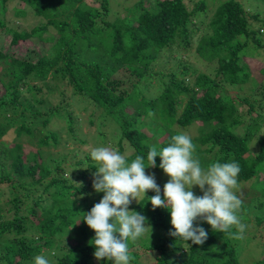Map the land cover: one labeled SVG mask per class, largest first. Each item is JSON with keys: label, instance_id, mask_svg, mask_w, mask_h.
Segmentation results:
<instances>
[{"label": "trees", "instance_id": "obj_1", "mask_svg": "<svg viewBox=\"0 0 264 264\" xmlns=\"http://www.w3.org/2000/svg\"><path fill=\"white\" fill-rule=\"evenodd\" d=\"M16 1L22 4L14 7L13 16L27 20L32 12L37 24L27 30L13 17L0 18V92L4 90L0 96V264H34L37 255L50 264H113L94 257L96 249L89 242L95 231L83 221V213L96 204L87 203L95 191L93 173L99 166L90 151L82 150L80 145L86 143L79 141L74 154L54 156L43 150L63 142L51 126H59L69 137L76 134L79 114L71 108L76 95L95 107L93 115L117 125L118 137L109 147H117L129 163L136 155L147 162L151 145L159 150L181 129L195 125L198 137L193 142L206 147H200L195 157L203 167L217 160L238 162V183L256 186L253 189L262 195L257 198L256 218L258 225H264V96L254 101L227 88L243 87L254 79L244 58L264 47L261 12L242 0H200L193 9L185 0H138L120 16L114 13L113 0L92 4L89 0H0V14L6 16L8 4ZM211 4L216 8L208 22L203 20L200 31L198 21L203 18L198 17ZM195 36H199L197 55L206 63H217L214 75L185 65L175 72L160 71L153 78L156 64L171 60L174 49L191 50ZM35 38L39 42L26 44ZM43 42L51 43L50 47L42 49L39 43ZM120 71L129 76L113 78ZM254 81L264 87V79ZM66 84L73 94L67 95L65 88L63 100L52 104L60 85ZM56 118L64 124L54 123ZM11 133L26 140L38 138L42 149L25 154L22 144L6 141ZM98 133L102 142L113 141L110 137L107 142L100 128ZM253 146L258 150L253 151ZM160 163L157 156V167L145 169L146 173H164ZM163 183H158L162 198ZM154 195L149 190L130 210L146 216L152 225L156 242L148 251L155 253V264H242L248 242L213 231L201 218L194 227L208 232L203 245L172 237L170 210H153L149 197ZM236 231L233 226L231 232ZM259 237L263 249L264 232ZM128 243L131 262L137 264L135 242ZM254 264H264V259Z\"/></svg>", "mask_w": 264, "mask_h": 264}, {"label": "clouds", "instance_id": "obj_2", "mask_svg": "<svg viewBox=\"0 0 264 264\" xmlns=\"http://www.w3.org/2000/svg\"><path fill=\"white\" fill-rule=\"evenodd\" d=\"M179 51L174 49L171 61L173 65L185 62L182 68L188 64L186 56L177 54ZM18 138L23 137L17 136L13 143H8L22 144ZM195 149L191 137L180 133L172 136L171 142L159 150L155 144L151 145L147 162L143 155H136L129 163L125 155L109 147L91 150V159L99 165L93 173V188L104 195L89 212L83 213V221L95 231V237L89 243L96 249L94 257L97 260L107 258L113 264H130L134 259L128 242L137 241L149 231L152 233L153 228L148 218L130 210V205L133 201L139 203L149 190L155 192L149 197L153 210H170L174 231L170 230L169 234L172 237L203 245L208 232L202 226L194 227V221L201 218L211 225L213 231L243 238L246 224L238 214L242 200L236 194L239 189L237 177L241 172L238 162H214L203 167L194 155ZM157 156L161 158L159 167L170 177L163 187V198L155 174H146L145 171L157 167ZM194 186L199 187L202 196L194 193ZM233 226L236 233L231 232ZM34 264H50V261L37 255Z\"/></svg>", "mask_w": 264, "mask_h": 264}, {"label": "rangeland", "instance_id": "obj_3", "mask_svg": "<svg viewBox=\"0 0 264 264\" xmlns=\"http://www.w3.org/2000/svg\"><path fill=\"white\" fill-rule=\"evenodd\" d=\"M95 0H89V2L92 4ZM138 0H113V9L115 10L114 13H116L117 16H120L122 14H127L126 7L131 6L134 3H136ZM153 0H151L152 2ZM200 0H185L186 5L188 6L189 9H193L196 7V4ZM242 1H247L253 8H255L256 11L261 12L262 17H264V2H259V1H253L249 2L248 0H242ZM22 4L20 1L16 2H10L8 4L9 12H7L6 16L0 14V18H12L15 19L17 25L21 27H25L27 30L32 29L36 24H37V18L33 15L31 12V18L30 19H23L20 17H14V7ZM147 6L150 5V3H146ZM216 5H209L206 9V11L198 17V19L203 18L198 21V26L200 31H203L204 25H202L203 20L205 22H208L210 17L213 15V11L215 10ZM3 19V20H4ZM260 24L257 23L256 27H259ZM262 28V26H261ZM261 33L263 34V41H264V32L263 28L261 30ZM7 39H10L7 38ZM199 39V36L194 37V46L192 47L191 50H183L181 49L177 54L181 56H186L185 60L189 66L192 68L196 69L197 72H210V74L215 73V69L217 67V63H206L204 62L195 52V49L197 47V40ZM39 42L38 38H35L33 40L28 41L26 44L29 46L33 45L34 43ZM25 44V45H26ZM51 43H39V46L42 49H48L50 47ZM18 53H20L18 51ZM246 57L244 58V61H246L251 69V72L253 73V78L261 82L264 79V47L260 48L257 52L247 54L245 55ZM248 57V58H247ZM8 66V65H6ZM1 68V65H0ZM181 68V65L179 64H174L171 60L167 61V63H157L156 66L154 67V72H153V78L157 76L158 73L163 72L166 70L165 73L170 71H177ZM168 70V71H167ZM129 76L125 71L119 72L117 75L114 76V78L121 79ZM254 79L250 80L249 83L244 85L243 87L239 86H227L229 93L231 94H238L239 96H251L252 100H258L261 99L264 96V87H260V85L256 84ZM154 81V79H153ZM128 85V84H127ZM67 88L68 90L66 91L67 95L71 96L73 94L72 87L68 84L65 86H61L58 88L52 104H57L63 100V95L61 93L62 90ZM4 93V90L0 92V96ZM152 93L156 94L157 89L152 88ZM85 98L80 97V96H74L73 104L71 108L74 110V113L79 114V118L77 119L78 121V129L76 131V134H74V137H69L68 134H66L65 131L60 130L59 126H51V128L55 131H57L59 134H61V139L63 142L59 146H54L51 145L49 147L44 148L45 153H51L54 156H57L58 154H63L71 151L72 154H74L73 149L75 146L79 145V141L83 140L86 144L80 145L82 150H87L90 151L94 148L97 147H109V144L113 145L118 137V134H116L115 131L118 132V127L115 124H111V120H107L106 123L105 121H102L101 119L103 118L101 116L97 117L96 115H93V111L95 107L90 104L88 101L83 100ZM264 112V110H263ZM2 120H4V117H1ZM91 119H94V123H91ZM54 123H61L64 124V121L61 119L56 118ZM100 131L105 133V136L107 138H113V141L110 143H105L100 140L98 137V132ZM181 133L187 134L191 137L192 141L193 139H196L198 137V131L195 125L191 126L189 129H181ZM16 135L11 133L8 138H6V141L9 143H13L15 141ZM1 140V139H0ZM66 140H69L68 143H65ZM18 141H20L23 144V149L24 153H30L34 151V153H38L39 150L42 149V147L39 144V139L38 138H31L29 140H26V137L23 138H18ZM194 143V142H193ZM196 146L195 153H197V150L202 147L203 149H206V147L202 146L200 143H194ZM110 148V147H109ZM112 149H117V147H114ZM253 151H257V147L252 148ZM129 154V152H127ZM212 155V154H211ZM29 161L31 160V157H28ZM217 162H219L217 160ZM155 174L156 177V182L163 183L164 185L168 182L170 177H168L165 173H163L160 170H153L152 172L146 173V174ZM239 184V189L236 191L237 196L242 200V204H245L247 207L246 209L243 208L241 205V209L239 213H244L247 215V219H244V217H241V220L243 223H245L246 229L245 232L243 233V238L248 242L249 246L247 245V250L244 251L243 255L241 256V262L242 264H254V261L256 259H264V248L262 249L261 247V240L259 237L260 232H264V225L261 227L257 223V213L259 212L258 206L260 203L257 201L258 196H262L261 193L256 189V186H253L251 188L249 183H238ZM162 187V191H163ZM193 191L196 195L202 196L203 193L200 191L198 186L193 187ZM9 192L8 189L5 191L4 190V196H8ZM143 197V196H142ZM89 201L88 205L90 203H99L100 200L102 199V195L100 193H97L96 191L92 192V194L89 196ZM262 200L264 198L262 197ZM136 202V201H133ZM264 218V217H263ZM154 231H149L146 233L143 237L139 238L137 241H135L134 248L132 249L133 251H137L139 256L136 259L137 264H155L156 258L154 257V252L148 251V246L156 242V237H154ZM250 240V241H249ZM63 252H61L62 254ZM132 264V262H130Z\"/></svg>", "mask_w": 264, "mask_h": 264}]
</instances>
